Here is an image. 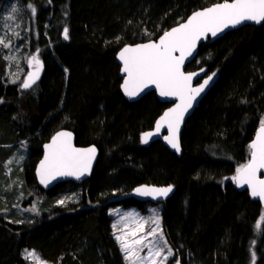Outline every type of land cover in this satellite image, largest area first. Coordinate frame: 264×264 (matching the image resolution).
I'll use <instances>...</instances> for the list:
<instances>
[{
    "label": "trees",
    "instance_id": "obj_1",
    "mask_svg": "<svg viewBox=\"0 0 264 264\" xmlns=\"http://www.w3.org/2000/svg\"><path fill=\"white\" fill-rule=\"evenodd\" d=\"M15 1V23L28 34L21 52L37 48L44 72L24 90V59L10 61L0 46V146L27 143L29 155L17 174L26 189L47 197L42 210L49 211L26 224L0 216V264H28V249L50 264H125L108 209L119 204L145 210L149 203L134 198L112 202L142 184L175 187L161 212L174 253L170 264H251L255 242V264H264V228L256 230L263 206L231 180L248 163L249 144L264 117V23L207 41L187 66L206 68L218 80L188 118L178 156L162 141L142 143L141 134L170 104L154 92L129 102L116 55L224 0ZM13 66L20 70L12 78L20 82L10 80ZM60 129L72 130L77 145H96L100 155L82 184L64 182L45 192L35 168L44 143ZM2 156L0 149V185ZM68 194L79 199L58 204L56 198Z\"/></svg>",
    "mask_w": 264,
    "mask_h": 264
},
{
    "label": "snow or ice",
    "instance_id": "obj_2",
    "mask_svg": "<svg viewBox=\"0 0 264 264\" xmlns=\"http://www.w3.org/2000/svg\"><path fill=\"white\" fill-rule=\"evenodd\" d=\"M29 7L35 15L36 9L31 5ZM16 11L15 7L11 8L13 14ZM7 19L13 20L14 16L8 15ZM247 21L256 24L264 22V0H224L222 3L195 11L186 22L170 31H165L158 43H145L135 47L126 46L120 51L119 59L123 62L122 71L126 74L122 85L126 96L134 98L145 89L154 86L161 97H172L179 100L175 107L170 108L160 117L156 123L155 132L142 135V143H149L154 135H159L161 129L166 127L168 134L164 139L173 149L180 152L179 132L185 114L193 107V102L204 92L215 75V73L209 75L198 87H193V78L199 73H186L185 61L193 56L198 42L209 34L216 37L225 29L234 28ZM63 37L65 40L69 39L67 27L63 30ZM0 45L5 48L9 47L3 39H0ZM9 59L14 58L9 57ZM28 64L33 71L29 72L27 79L23 81V89H30L36 84L43 68L38 55H33ZM200 71L203 72L204 69ZM45 149L44 159L37 172L40 183L45 186L58 176H74L80 179L90 173L92 162L96 157L95 147L87 149L74 147L72 134L65 131L57 132L52 137L51 143L45 145ZM249 149L248 163L238 167L231 180L237 187L247 186L253 197L264 201V179L258 176L260 170H264V119L260 120L255 139L249 144ZM19 160H23V156H20ZM170 192H172L171 186L136 189L138 195H150L154 199L167 197ZM65 203L64 199L58 201L60 205ZM261 220L264 221V217ZM149 224L154 227L146 229L145 226ZM119 225L121 228L130 229L127 232L122 231V234L115 237L124 253V259L129 264H167L169 258L174 255L157 215H153L151 220H146L138 217L137 214L127 213L121 217ZM132 225L135 227H131ZM117 227V224L113 225V228ZM256 227L259 229L260 223ZM145 250L146 254L142 255L141 253ZM26 252V258L39 260L38 254L34 251L26 250ZM252 260L255 264V253L252 254ZM175 264H180V261L176 260Z\"/></svg>",
    "mask_w": 264,
    "mask_h": 264
},
{
    "label": "rangeland",
    "instance_id": "obj_3",
    "mask_svg": "<svg viewBox=\"0 0 264 264\" xmlns=\"http://www.w3.org/2000/svg\"><path fill=\"white\" fill-rule=\"evenodd\" d=\"M15 7L17 9L18 4L15 0H0V39H3L5 43L9 45V47L4 49L7 51V54L9 57H12L14 59H9L10 61L16 60L17 62H20L21 59H24L25 67L22 68L25 69V74L22 77L21 83H23V80L28 72V70L32 67L29 66L28 61L31 59L33 55H38L39 59H41L40 56V51L36 49H28L26 48L24 52H21V46L23 45V39L25 38L27 40L28 34H23V32L18 29V24L15 23L17 20V15L11 12V8ZM8 15H13L14 19L13 20H8L7 16ZM29 30V29H27ZM35 33V32H34ZM18 36L20 38V41L18 40ZM22 39V40H21ZM3 46V45H0ZM13 65V63H12ZM20 70V68L14 67L11 70L10 73V80H18V78L13 79V76L15 73ZM20 76V75H19ZM18 76V77H19ZM264 119V117H263ZM27 143L24 142L23 144H19L16 147L12 148V145H1L0 149L2 150L3 156L1 157V162H2V174L3 177L1 179V185H0V201H2V206H6L5 208H0V216H5L8 220L10 221H16L18 224H26V223H31L35 221L37 218H40L41 215L45 212L42 210L44 207V201L46 200L45 195H39L35 193L33 190L26 189L24 187L23 181L17 174L18 172L20 173L21 168L23 166V163L27 159V156L29 155V149L26 146ZM13 149V150H10ZM23 156V160H19V157ZM9 161H12L11 163H8ZM9 193V194H8ZM8 194V196H7ZM11 195V196H10ZM10 196V197H9ZM30 197H33L32 200H29ZM56 197V195L54 196ZM53 197V198H54ZM58 201L59 200H66V205L70 201L76 202L79 197L76 194H68L62 197L56 198ZM10 200V201H9ZM24 202H27L28 204L24 206ZM45 209V208H44ZM163 209V204H148L145 208V210H140L136 207H123L122 205H114L108 209V214L112 219V224H111V229H112V235L117 242V245L120 249V253L124 259V253L121 251L120 244L116 240V235H120L123 232H127L130 229L129 228H121L119 225V222L121 220V217L124 216L127 213H134L137 214L138 217L146 219V220H151L153 215H157L161 221V212ZM264 217V212L262 213L260 219L258 220L257 224L260 223L261 227L257 229V233L261 234L263 232L264 228V221L261 220V218ZM117 224V228H113V225ZM257 226V225H256ZM131 227H135L132 225ZM146 229L150 227H154V225H146ZM161 227H162V222H161ZM255 245L256 242L252 246V254L255 253ZM27 251L31 252L34 251L35 253L38 254L39 260H34L32 258H26L27 257V252L26 250L24 251L23 255L28 261V264H50L47 261H45L40 254L33 250V249H28ZM142 255L146 254V250L144 253H141ZM173 258L170 257L169 260L167 261V264H170L171 259ZM257 260V256L255 253V263ZM125 264H129L128 261L124 259ZM175 264V263H174ZM253 264V260L252 263Z\"/></svg>",
    "mask_w": 264,
    "mask_h": 264
},
{
    "label": "water",
    "instance_id": "obj_4",
    "mask_svg": "<svg viewBox=\"0 0 264 264\" xmlns=\"http://www.w3.org/2000/svg\"><path fill=\"white\" fill-rule=\"evenodd\" d=\"M220 3H222V2H220ZM215 4H216V3H215ZM213 5H214V4H213ZM213 5H210V6H208V7H211V6H213ZM208 7H205V8H202V9H198V10H196V11L206 9V8H208ZM194 12H195V11H194ZM194 12H192V13H191V14H190V15H189L184 21H182L181 23L177 24L176 26L170 28V29L167 30V31H170L171 29H173V28H175V27H178L180 24L186 22L187 19H188L189 17H191V15H192ZM263 23H264V22H262V23H260V24H256V23H254V22L247 21V22H244L243 24L238 25V26H236V27H234V28L230 27V28H228V29H225L223 32L218 33V35H217L216 37H212L211 34H209L207 37H205V38H203L201 41H199L198 44H197L196 50H195V52L193 53V56L189 57V58L185 61V65H184V70H185L186 73H199V75H197V76H195V77L193 78L192 86H193V87H198L199 84L203 83V80H204V79H206L209 75H212V74H208V75L206 74V72H207L206 68H202V69H204L203 72L200 71L201 69L196 70V71H187V70H186L187 66H188L192 61H194V59L198 56L199 48H200V46H201L202 44L206 43L207 41L214 42V41H216L217 39H220L221 37H223L226 33L230 32V31H233V30H236V29H239V28H241V27H243V26H245V25H257V26H259V25H261V24H263ZM162 35H163V34H162ZM162 35H161V36H162ZM161 36H160V37H161ZM160 37H159V38H160ZM159 38H158L157 40H149V41L140 42V43H136V44H127V45H125L124 47H126V46H129V47H135V46H137V45L145 44V43H158ZM124 47H122V48L118 51V53H117V55H116L117 62H118L119 65L121 66L120 75H121V77H122V79H123V80H122V83H121V91H122L124 97H125L129 102H136V101L142 99V98H143L144 96H146L147 94H149V93H153V92H154V93L156 94L157 98H158L161 102H165V103H169V104H170V106H169L168 108H166V109L163 111V113L157 118V120H156V122H155V124H154V127H153L152 129H150V130H148V131H145V132H143V133L141 134V137H142V135H143L144 133H147V132H155L157 121H158V120L160 119V117L164 114V112L168 111V110H169L170 108H172V107H175V105H176L177 103H179V100H177V99H175V98H172V97H161V96L159 95V91H158L154 86H150L149 88H147V89H145L143 92H141L139 96H136V97H134V98H129L128 96H126V95L124 94V92H123V88H122L123 81H124V79H125V77H126V74L123 73V71H122V68H123V62L119 59V53H120V51H122V49H123ZM177 55H178V53H177ZM41 63H42V62H41ZM42 64H43V63H42ZM31 71H33V68H30V69L28 70L27 74H28L29 72H31ZM43 72H44V65H43L42 71H41V73H40V78H39V80H38L36 83H38V82L40 81V79H41V77H42V75H43ZM27 74H26L24 80L27 79ZM24 80H23V81H24ZM217 80H218L217 77L214 75L212 81H210L209 85L205 88L204 92H202V93L197 97L196 101L193 102V107H192L191 109H189V112H188V113L185 114L184 121L182 122V124H181V126H180V132H179L180 152H177L175 149H173V148L167 143V141L164 139V137L168 134V132H167V128H166V127L162 128L161 131H160V133H159V135H154V136L149 140V143H147V144H145V145H150V144H152L153 142H156V141H162V142L164 143V145H165L166 147H168L171 151L175 152L178 156H181V155H182V152H183V151H182V145H181V136H182V133H183V130H184L185 124H186L188 118L194 113V111L196 110V108L200 105V103L202 102V100L206 97V95L208 94V92H209V91L213 88V86L216 84ZM34 85H35V84H34ZM34 85H33V86H34ZM33 86H32V87H33ZM24 90H26V89H24ZM60 131L70 132V133L72 134V143H73V146L76 147V148L87 149V148H89V147H95V148H96V157H95V160L92 162V167H91V171H90V173L85 174V175L82 176L80 179H76L74 176H58V177H56V179L52 180L47 186H45L44 184H41V183H40V178H39V176L37 175L38 168H39V165H40L41 161L44 159V156H45V153H46L45 145L51 143V139H52V137H53L57 132H60ZM257 131H258V129H257ZM256 133H257V132H256ZM255 136H256V134H255ZM255 136H254V139H255ZM52 137L49 139L48 142L44 143V145H43V147H42V151H43L42 157H41L40 160L38 161V163H37V165H36V168H35V176H36L37 184L39 185V187H40L43 191L48 192V191L53 190V189H54L55 187H57L59 184L64 183V182H70V181H71V182H74V183H77V184H82L84 181H86L87 179H89V178L92 176V174H93V172H94V169H95V167H96V164H97V162H98V159H99V155H100L99 148H98L96 145H89V146H80V145H77V143H76V134H75L72 130H69V129H60V130L56 131V132L52 135ZM254 139H253V140H254ZM141 141H142V140H141ZM143 144H144V143H143ZM258 176H259V178L264 179V170H260V172L258 173ZM235 185H236V184H235ZM170 186L172 187V192H170V193L168 194L167 197H157V198L154 199V198H153L152 196H150V195H148V196L138 195V194L136 193V189H137V188H143V187H149V188H165V187H169V186H158V185L142 184V185H139V186L135 187L131 192L116 197L115 199L112 200V202H116V203H117V202H120V201H123V200L129 199V198H134V199H136L137 201L144 202V203H151V204H160V203H164V202H165L168 198H170V197L174 194V192H175V187H174L173 185H170ZM236 187H237V185H236ZM237 188L240 189V190L247 189V190L249 191L250 196H251L253 199L260 201L261 204H262V206H263V208H264V201H261L258 197H253V196L251 195V190H250L247 186H244V187H237ZM180 264H182V263L180 262Z\"/></svg>",
    "mask_w": 264,
    "mask_h": 264
}]
</instances>
